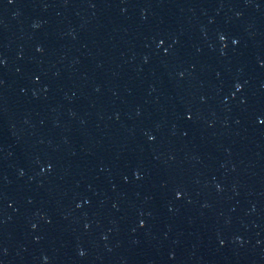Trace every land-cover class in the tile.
<instances>
[{
    "label": "water",
    "instance_id": "water-1",
    "mask_svg": "<svg viewBox=\"0 0 264 264\" xmlns=\"http://www.w3.org/2000/svg\"><path fill=\"white\" fill-rule=\"evenodd\" d=\"M0 61V264H264V0H0Z\"/></svg>",
    "mask_w": 264,
    "mask_h": 264
},
{
    "label": "snow or ice",
    "instance_id": "snow-or-ice-1",
    "mask_svg": "<svg viewBox=\"0 0 264 264\" xmlns=\"http://www.w3.org/2000/svg\"><path fill=\"white\" fill-rule=\"evenodd\" d=\"M223 39H224V37L221 36V40H223ZM161 43H163V42L161 41ZM234 43H235V41H234ZM0 63H2V61H0ZM240 87H241L240 85H237V89H239ZM261 122L264 123V121H261ZM177 195H179V193ZM81 255H83V253H81Z\"/></svg>",
    "mask_w": 264,
    "mask_h": 264
}]
</instances>
